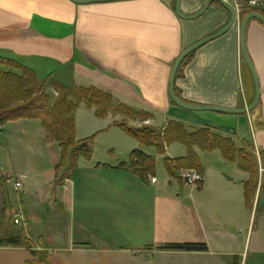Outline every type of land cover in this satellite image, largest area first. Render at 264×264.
Returning a JSON list of instances; mask_svg holds the SVG:
<instances>
[{
    "label": "crops",
    "instance_id": "0c3cea01",
    "mask_svg": "<svg viewBox=\"0 0 264 264\" xmlns=\"http://www.w3.org/2000/svg\"><path fill=\"white\" fill-rule=\"evenodd\" d=\"M207 1L182 0L181 11L196 15ZM226 1L234 7L238 2ZM176 2L0 0V59L67 88L109 94L118 104L150 115L146 125L151 128L179 122L190 132L210 129L239 147L250 143L260 170L253 207L245 201L250 175L226 162L220 151L197 147L202 186H188L180 175L177 183L154 177L146 186L119 168L134 151L156 159L136 145L126 155L103 148L102 158L94 149L91 160L79 158L72 177L56 186L60 147L46 142L41 121L10 122L0 132V172L8 181L9 206L14 216H22L19 228L36 250L48 253V264H103L105 257L114 264H264V25L252 20L246 30L260 84L257 108L243 115L189 112L170 98L174 64L187 48L222 30L230 13L214 2L202 17L186 21L177 16ZM241 25L236 22L226 35L199 49L177 77L175 89L185 103L231 110L254 103L256 87L241 52ZM81 107L96 115L95 109ZM109 116L114 123L123 119ZM172 149L164 160L187 157L184 145ZM172 244H204L207 251L162 249ZM32 260L25 248L0 247V264Z\"/></svg>",
    "mask_w": 264,
    "mask_h": 264
},
{
    "label": "trees",
    "instance_id": "16d2710c",
    "mask_svg": "<svg viewBox=\"0 0 264 264\" xmlns=\"http://www.w3.org/2000/svg\"><path fill=\"white\" fill-rule=\"evenodd\" d=\"M250 14H241V21L243 22ZM262 16H264V11ZM192 56L193 54L183 62L177 77L181 76L183 68ZM46 85L47 81L40 82L32 70L14 61L0 59V132L10 122L41 121L47 135L46 142L58 145L62 153L60 164L56 170V186L64 185L65 181L72 177L79 158L87 160L93 158L94 137L80 142L76 141L75 113L80 106L85 105L89 109H95L96 116L102 119L110 113L126 119L136 117L150 119L151 117L118 104L112 96L95 88H67L54 82L51 85L58 93V97L52 106L49 103V96L46 94ZM175 93L184 102L177 89H175ZM172 104L175 106L173 102ZM115 126L123 129L142 148H151L160 155H166L167 149L172 145H184L187 149L186 158L165 159L168 174L175 178H179V172L183 170H194L203 176V166L194 150L196 147L202 152L220 151L226 162L235 164L239 170L250 175L244 188L246 205L250 210L252 209L260 170L258 159L252 154L254 147L250 143L245 142L243 147L239 148L233 140L210 129L190 132L179 122H169L163 129L151 127L134 129L125 122H115ZM247 149L252 152L250 153ZM260 161L264 167V151L260 152ZM119 168L134 174L143 184L149 186L150 178L155 177L156 159L141 151H134L129 162L120 165ZM202 184L203 182L198 186H202ZM7 189L8 181L0 172V230L4 225V237L0 238V247L25 248L31 252L33 257V260L27 264H48V253L37 251L35 244L24 235L19 226L15 225L14 215L11 213L8 202ZM6 223H8L7 226ZM41 244L45 247L43 240ZM162 249L188 252L207 251L204 244H172Z\"/></svg>",
    "mask_w": 264,
    "mask_h": 264
},
{
    "label": "rangeland",
    "instance_id": "374dc122",
    "mask_svg": "<svg viewBox=\"0 0 264 264\" xmlns=\"http://www.w3.org/2000/svg\"><path fill=\"white\" fill-rule=\"evenodd\" d=\"M250 1H252V0H238V2L235 1V5L238 4L241 6L240 12L237 15L238 16L237 23L242 24L241 14H244V13H247V14L258 13V14L262 15V12L264 11V0H255L259 4V6H256V7H249ZM194 54H193V56H194ZM193 56H192V58H193ZM192 58L190 59V61L192 60ZM190 61L188 63H190ZM188 63L186 65H188ZM182 72H183V70H182ZM181 75H182V73H181ZM38 77H39L40 82L47 81L46 94L49 96V103L53 106L57 100V97H58V93L55 91V89L51 85L53 82H50L48 79L43 80L45 76L39 75ZM61 80L67 84L65 79L64 80L61 79ZM189 112H191V111H189ZM108 116L106 118H103V119L98 118L96 115L90 113L88 111V109H86L84 107L79 108L77 110V113L75 116L76 141H77V139H80L81 137H83V138L87 137V136L94 137L93 150L99 149L98 156L100 158L105 156L103 148L106 149L108 147H114L116 152L119 153L120 155H126L128 153L127 150L129 149L130 146L136 145V146L142 148L140 146V144L135 139H133L130 135H128L123 129L115 126V123L113 121L112 116H109V117ZM142 118L136 117L134 119H126L123 117L122 120L117 121V122H125V123H127V125L129 127H132L134 129H140L143 127H150L149 125H146L149 118H146V119H142ZM131 121H136V122L141 123V127H138V128H137V126L134 127L131 124ZM163 123L164 122L161 121V122H159V125H163ZM172 146H170L171 148L169 147L170 149L166 153V155L157 154L153 149L148 148V151H150L151 154H154L156 156L155 177L157 179H159L160 183L164 182V178H167V177H170L172 180H174L175 183H177V181H178V178L171 177L168 174L166 166H165L164 157H166L168 155H170V156L173 155ZM242 147H243V144L239 148H242ZM247 150L250 153L252 152V150H249V149H247ZM252 154L258 159L257 154L255 152L254 153L252 152ZM101 155H102V157H101ZM263 169H264V167H263ZM184 171H187V170H183V171L179 172V175H181ZM263 187H264V183L260 188L261 196L264 200V189H263ZM263 208H264V201L260 205V210ZM122 223L127 224L128 220H125V221L123 220L121 222V224ZM7 224L8 223H6V226H7ZM9 227H11V225H9ZM0 232H1L0 238H3L4 237V225H3V227H1ZM1 236H3V237H1ZM105 259H106V261H104L103 264H114V263H112L111 260H109L110 258L105 257Z\"/></svg>",
    "mask_w": 264,
    "mask_h": 264
},
{
    "label": "water",
    "instance_id": "95a60500",
    "mask_svg": "<svg viewBox=\"0 0 264 264\" xmlns=\"http://www.w3.org/2000/svg\"><path fill=\"white\" fill-rule=\"evenodd\" d=\"M70 1H72L76 4L84 5V4H91V3H97V2H109V1H113V0H90V1L70 0ZM181 1L182 0H177L175 11H176L177 16L179 18H181L182 20L193 21V20L199 19L208 11V9L211 7V5L214 2H219L224 8H226L229 11L230 20H229L228 24L222 30H220L219 32H217V33H215V34H213V35H211V36H209V37H207L201 41H199L198 43L194 44L193 46L187 48L184 52H182V54L176 60L174 67H173V70H172L171 77H170V87H169V94H170V98H171L172 102L184 110L193 111V112H215V113H222V114H229V115H243V114H247V113L254 111L260 102V84H259L258 75L256 73L254 65H253V63H252V61L248 55V51H247V47H246V30H247V26H248L249 22L252 20H257L264 25V16H262L261 14H258V13H252L244 19V21L242 22V25H241V44H240L241 45V52H242V56L244 58V61H245L246 65L248 66V68H249V70L253 76V79L255 82V87H256V97H255L254 103L249 108H246L243 110H231V109L209 107V106H195V105H191V104H187V103L182 102L177 97V95L175 93L176 79H177L179 69L182 66L183 62L189 56L196 53L199 49H201L205 45H207V44L223 37L224 35H226L235 26V24L238 20V16H237V12H236L234 6L232 4H230L229 2H227L226 0H208L206 2L205 6L203 7V9L198 14L193 15V16H187V15L183 14L181 11Z\"/></svg>",
    "mask_w": 264,
    "mask_h": 264
},
{
    "label": "built area",
    "instance_id": "2783aa9c",
    "mask_svg": "<svg viewBox=\"0 0 264 264\" xmlns=\"http://www.w3.org/2000/svg\"><path fill=\"white\" fill-rule=\"evenodd\" d=\"M259 6L258 2L255 0H252L249 2V7H256ZM235 10L238 13L240 12L241 6L236 4L235 5ZM181 180L188 186H197L199 183L203 182V176L200 175L198 172L194 171V170H187L184 171L181 175H180ZM15 189L17 191H19L21 189V184L20 183H16L15 184ZM22 220V216H19V214L14 216V223L15 225L19 226L20 222Z\"/></svg>",
    "mask_w": 264,
    "mask_h": 264
}]
</instances>
